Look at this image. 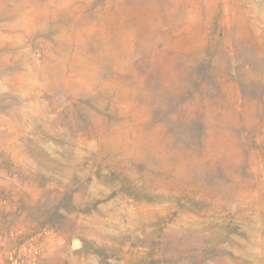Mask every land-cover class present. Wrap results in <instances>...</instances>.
Masks as SVG:
<instances>
[{
  "label": "rangeland",
  "instance_id": "rangeland-1",
  "mask_svg": "<svg viewBox=\"0 0 264 264\" xmlns=\"http://www.w3.org/2000/svg\"><path fill=\"white\" fill-rule=\"evenodd\" d=\"M0 264H264V0H0Z\"/></svg>",
  "mask_w": 264,
  "mask_h": 264
}]
</instances>
